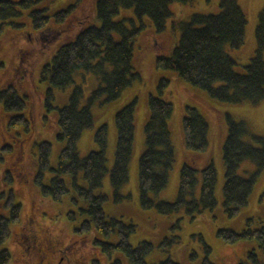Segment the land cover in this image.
Wrapping results in <instances>:
<instances>
[{
    "label": "trees",
    "instance_id": "16d2710c",
    "mask_svg": "<svg viewBox=\"0 0 264 264\" xmlns=\"http://www.w3.org/2000/svg\"><path fill=\"white\" fill-rule=\"evenodd\" d=\"M188 3L193 0H96L95 14L99 25H87L78 28L74 38L61 44L55 53L40 69L39 79L47 86L43 93V105L46 110H55L58 124L57 138L64 140L57 165L50 166L51 143L47 140L37 142V171L35 180L40 186V194L51 200H60L69 191L68 175L73 187L71 201L76 205L68 211L69 217L82 216L74 227L78 234L94 232L92 245L100 249L107 258L115 253L124 255L133 264H151L145 257L153 250L154 244L149 240H140L133 246L129 242L130 235L136 230L131 220L107 216L103 209L106 195L97 192L101 187L105 173L109 172V181L115 201L128 197L121 194V188L129 178L130 160L133 156L135 105L136 97L115 111L116 145L114 160L110 169L107 167L106 148L108 129L101 124L94 132L97 149L90 150L80 156L77 144L82 132L90 128L94 122L92 105H104L116 100L141 76L135 65L134 42L145 27L147 17L156 33L166 28V22L173 15L170 8L172 2ZM34 0H0V26L10 19L18 17L21 12L17 7L28 8ZM219 10L215 13H193L188 19L172 21L171 29H179V38L170 54L157 52L154 65L157 69L172 70L173 73L194 87L206 92L210 99L230 104L250 103L258 105L264 99V8L258 12L255 26L256 48L243 71L235 69L237 62L229 52V48L240 47L245 38L246 15L238 0H219ZM73 4L52 14L56 22L63 21L70 13ZM132 7L136 20L115 19L121 8ZM32 23L41 30L49 19L42 15V10L30 12ZM130 24H127L126 21ZM15 24L13 22H9ZM81 24V23H80ZM1 29V28H0ZM53 37V36H52ZM50 40V38L46 39ZM22 57V56H21ZM28 57L18 59L17 70L24 74L23 68ZM3 63L0 61V66ZM39 69V68H38ZM77 71L91 73L97 85L91 90L85 104H81L83 88L75 83L68 101L62 106L52 103L53 89L66 88L74 83ZM169 78L161 76L157 81L159 93L169 84ZM220 83V84H217ZM23 93V92H22ZM26 95L12 85L0 87V110L9 124L16 126L23 123L28 127L26 117ZM148 116L144 123V147L138 157L137 187L139 205L142 209H155L156 212L169 215L183 211L191 219L203 210H212L216 205L215 185L217 171L213 162L205 164L200 170L190 160L183 162L179 170L177 194L174 200L156 198L167 186L169 173L175 161V152L169 128L172 114V103L159 94L147 96ZM227 134L222 144V160L224 164V183L222 186L223 208L232 217L248 203L258 174L264 169V135L253 132L245 120H236L230 113H225ZM183 142L189 155L203 153L209 145L208 121L202 113L191 105H186L181 118ZM248 136L251 141L244 140ZM250 160L254 170L247 176L239 174L240 165ZM53 172L48 183L42 181L43 173ZM201 174V185L198 196L196 187L197 174ZM2 179L11 182L8 171L2 172ZM5 206L8 216L0 215V244L10 234V222L18 221L20 215L19 202L14 199L12 188L6 196ZM252 218L246 219V227L240 231L231 228H218L216 235L227 242L256 239L259 249L264 242V226L251 227ZM174 230L179 228V219L170 225ZM115 239H104L99 236ZM43 239V238H42ZM178 239V235H166L159 246L169 248ZM200 239L206 254L211 247ZM44 241V240H43ZM53 242V241H49ZM66 247V246H64ZM31 250V249H30ZM33 251V250H32ZM246 258L236 264H264V253H257L254 248L246 251ZM10 253L7 248H0V264H7ZM92 264H101L99 259H92ZM110 264H121L120 257H114ZM153 264H179L166 257ZM201 264H214L205 256Z\"/></svg>",
    "mask_w": 264,
    "mask_h": 264
},
{
    "label": "rangeland",
    "instance_id": "374dc122",
    "mask_svg": "<svg viewBox=\"0 0 264 264\" xmlns=\"http://www.w3.org/2000/svg\"><path fill=\"white\" fill-rule=\"evenodd\" d=\"M19 1V0H17ZM28 8L17 7L21 14L10 19L0 26V87L12 84L20 94L26 95L25 115L28 118V127L24 124L13 126L0 111V215L8 216V207L5 206L6 196L12 188L14 199L21 204L19 220L10 222L9 237L0 244V248H7L10 260L7 264H92V259L97 258L101 264H110L114 257H120L121 264H133L126 256L115 253L113 258L104 257L100 249L92 245L94 232L78 234L74 227L79 224L82 216L69 217V210L76 205L71 201L73 187L69 183V176L63 177L68 181L69 191L60 200L54 201L40 194V186L36 182L37 171V142L47 140L51 143L50 166L56 167L58 155L64 146V140L57 138L58 124L55 110H46L43 105V93L47 86L45 81H40L41 66L50 59L56 49L63 43L74 38L78 28L87 25H99L95 14L96 0H34ZM219 0H193L192 2H172L170 8L173 15L166 22V28L156 33L151 21L145 17V27L136 37L134 42L133 64L140 73L141 80H136L116 100L104 105L93 104L92 112L94 122L90 128L85 129L78 141L77 148L80 156L90 150L97 149L94 141V132L101 124H106L108 129V143L106 148L107 167L111 168L114 160L116 145V126L114 114L117 109L136 97L134 152L130 160L128 181L121 188V194L128 197L115 201L109 181V172L104 175L102 185L97 192L107 197L103 202V209L107 216H114L131 220L136 225V230L130 235L129 242L135 246L140 240H149L154 244L153 250L145 257L148 263L170 257L179 264H201L205 256L214 264H236L246 257V251L254 248L259 254L256 239L227 242L216 235L218 228H231L236 231L246 227V219L252 218L251 227L264 226V169L258 174L248 203L237 214L230 217L223 208L222 186L224 183V164L222 160V144L227 134L225 113H230L236 120H245L250 129L258 135H264V99L258 105L250 103L230 104L210 99L202 89L192 86L177 77L172 70L157 69L154 65L157 52L170 54L178 41L179 29H171L173 20H186L193 13H215L219 10ZM245 15V38L238 48H229V54L235 58V69L243 71L244 65L249 62L256 48L255 26L258 21V12L264 8V0H238ZM73 4L69 15L61 22L54 19L44 23L45 33L32 23L30 12L42 10V15L50 16L54 12L65 9ZM51 17V16H50ZM48 17V18H50ZM115 19L136 20L133 8H121ZM13 22L15 24L9 23ZM2 21H0L1 23ZM130 24L129 21H126ZM81 23V24H80ZM77 29V31H76ZM53 36V37H52ZM50 38V40H46ZM26 52L28 57L23 68L24 74L17 70V62L21 52ZM39 68V69H38ZM169 78L168 86L161 93L157 90V81L161 77ZM81 84L83 97L81 104H85L91 90L97 85L95 76L91 73L77 71L74 74V83L63 89H53L52 103L62 106L68 101L74 84ZM220 84V83H217ZM23 92V93H22ZM159 94L162 98L172 103L173 111L169 118V128L175 152V161L169 173L167 186L156 198L174 200L177 194L179 170L184 161L192 159L197 162L195 166L200 170L205 164L213 162L217 171L215 185L216 205L212 210H203L191 219L183 211L163 215L155 209H142L139 205L137 187V160L144 147V123L148 116L147 96ZM186 105L195 106L204 115L209 125V145L203 153L189 155L184 147L181 118ZM2 109L0 103V110ZM244 140L251 141L248 136ZM185 154V155H184ZM208 155V160L206 156ZM197 156V159H196ZM185 159V160H184ZM194 159V160H193ZM200 163V165H198ZM205 163V164H204ZM197 164V165H196ZM202 164V165H201ZM204 164V165H203ZM254 164L245 160L239 167V174L249 175L254 170ZM8 171L11 182L2 179V172ZM53 172L47 170L43 173L42 181L48 183ZM198 184L196 195L200 191L201 174H197ZM75 206V207H74ZM179 219V228L171 229L170 225ZM38 231L43 243H55V247H69V251L62 262H58L61 252L46 255L42 261L41 252L28 247V240L23 235ZM176 234L178 239L169 248L159 246V242L166 235ZM200 234L211 251L206 254ZM100 238L115 239V235ZM31 249V250H30ZM33 250V251H32ZM64 256V255H63ZM68 258V259H66Z\"/></svg>",
    "mask_w": 264,
    "mask_h": 264
},
{
    "label": "flooded vegetation",
    "instance_id": "af4514ba",
    "mask_svg": "<svg viewBox=\"0 0 264 264\" xmlns=\"http://www.w3.org/2000/svg\"><path fill=\"white\" fill-rule=\"evenodd\" d=\"M13 1H15V0H13ZM48 20H51V18L48 19ZM52 21H53V23H55L54 19ZM46 23H49V21L46 22ZM42 27L44 28L43 25H42ZM45 28H47V27H45ZM23 56L24 57L26 56V52L22 51L21 55H20V58L23 59ZM23 239H27L28 240V245H27L28 247L33 248L36 252L37 251L41 252V254H42L41 258H40V260L42 261L41 263H43V260L46 259L45 258L46 255H49L52 252L54 254H56L57 251L61 252L60 256L58 258V262L60 263V262H62L64 260V257H66V254L69 251L68 250L69 247H63V249L55 247V243L54 242H48L47 244L43 243V239L39 237L38 231H35V232L33 231L30 234H28L27 236L23 235ZM66 259H68V258H66ZM47 264H49V263H47Z\"/></svg>",
    "mask_w": 264,
    "mask_h": 264
},
{
    "label": "crops",
    "instance_id": "0c3cea01",
    "mask_svg": "<svg viewBox=\"0 0 264 264\" xmlns=\"http://www.w3.org/2000/svg\"><path fill=\"white\" fill-rule=\"evenodd\" d=\"M133 152H134V148H133ZM184 155H185V154H184ZM196 159H197V156H196ZM184 160H185V159H184ZM193 160H194V159H193ZM207 160H208V155L206 156V160H205V162H206ZM194 161H195V163L197 162L196 160H194ZM200 163H201V162H199L198 165H200ZM204 164H205V163H204ZM204 164H203V165H204ZM196 165H197V164H196ZM201 165H202V164H201Z\"/></svg>",
    "mask_w": 264,
    "mask_h": 264
},
{
    "label": "water",
    "instance_id": "95a60500",
    "mask_svg": "<svg viewBox=\"0 0 264 264\" xmlns=\"http://www.w3.org/2000/svg\"><path fill=\"white\" fill-rule=\"evenodd\" d=\"M262 250H263V253H264V242L262 244ZM263 263H264V259H263Z\"/></svg>",
    "mask_w": 264,
    "mask_h": 264
}]
</instances>
